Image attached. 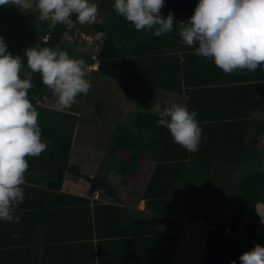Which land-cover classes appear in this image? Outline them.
<instances>
[{"label":"trees","instance_id":"trees-1","mask_svg":"<svg viewBox=\"0 0 264 264\" xmlns=\"http://www.w3.org/2000/svg\"><path fill=\"white\" fill-rule=\"evenodd\" d=\"M167 1L161 9L165 16L173 13L176 4L169 0L171 8H167ZM94 2L101 21L81 25L73 17L81 31L101 35L92 78L127 79L144 90L137 89L139 93L131 99L135 110L132 116L130 110L125 112L127 122L119 124V114L109 115L114 120L108 121L111 142L95 176L81 175V165L95 164V156L75 154L76 140L73 144L85 119L76 110L82 98L69 110L55 111L56 95L43 85L39 73H31L23 56L31 46L58 50L72 29H67L69 24L51 29L48 21L39 20L35 9L27 17L15 7H0V36L8 51L25 61L21 77H32L35 86L28 90L29 97L39 112L41 140L47 144L39 157H27L29 168L22 185L25 199L16 212L20 221L0 222V231L8 232L29 224L27 230L22 229L28 240L16 238L18 242L8 245L0 242V264H43L33 258L37 250L32 237L37 233L44 247L39 249L41 256L78 251L80 264H174L180 250L188 251L193 264H229L233 260L239 264L242 252L255 244L264 246V228L257 234L258 225L251 223L240 230L244 216L255 214L257 206L264 204V148L260 147L264 69L255 75H246V70L226 74L217 66L206 68L208 61L200 57L204 67L193 71L169 53L173 47L164 42L169 36L135 30L114 11V0ZM34 16L38 17L36 23L31 20ZM83 96L93 108L86 118L103 126L109 108L99 96ZM176 96L187 97L189 109L198 113L202 141L195 153L174 143L150 110L153 102L175 100ZM141 156L151 161V168L141 179L129 178L140 169ZM113 172L119 180L117 188L109 179ZM130 185L142 191L144 210L120 202V189ZM95 196L91 202L89 197ZM225 202L235 206L228 219L219 216ZM155 219L161 224L156 225Z\"/></svg>","mask_w":264,"mask_h":264},{"label":"clouds","instance_id":"clouds-1","mask_svg":"<svg viewBox=\"0 0 264 264\" xmlns=\"http://www.w3.org/2000/svg\"><path fill=\"white\" fill-rule=\"evenodd\" d=\"M4 6L15 7L22 13L35 9L39 20L48 21L51 29L73 23V17L81 25H92L98 13L94 0H0V7ZM164 6L165 0H114L112 5L137 31L159 37L176 27L184 44L195 45L198 56L211 60L226 74L264 69V0H196L192 15L180 21L171 11L162 15ZM80 36L84 40L82 33ZM100 37L92 40L90 57L94 62L88 65L83 58L48 46L24 50L31 73H39L43 85L56 95L55 111L69 110L78 96L91 89L85 65L90 70L97 69L95 52L99 50ZM24 63L21 55L8 51L4 37L0 36V222L20 221L16 212L25 199L22 185L29 168L27 157H39L47 147L41 140L39 112L28 92L35 85L31 75L21 77ZM150 110L158 116L157 125L166 127L174 143L189 153L199 150L202 127L195 109H189L180 100L165 99L153 102ZM225 203L234 210V204ZM238 259L239 264H264V246L255 244Z\"/></svg>","mask_w":264,"mask_h":264},{"label":"rangeland","instance_id":"rangeland-1","mask_svg":"<svg viewBox=\"0 0 264 264\" xmlns=\"http://www.w3.org/2000/svg\"><path fill=\"white\" fill-rule=\"evenodd\" d=\"M32 13H27V17H31ZM36 16L32 18V22L36 23L37 22ZM96 21H101V17L97 14V20ZM69 29H72L71 31ZM68 30L70 32H67L61 45L59 46L58 50H63L66 51L70 56L76 57V58H83L86 62V65L93 63L90 57L91 50L90 48L92 47V40H94V37L97 39L101 35L97 34H92V33H86L80 30L79 27H77L74 23L68 25ZM78 31V33H76ZM86 36H90V38L87 41V38L84 40H80L79 37L80 34ZM86 41V42H85ZM33 43H36V40L33 41ZM32 43V44H33ZM93 59V58H92ZM85 65V70L88 74V79L91 82V89L89 90L88 93L92 95L99 96L102 100L103 103L106 107L109 108L110 113L107 115L109 116L112 113L115 116L116 114H119V119L118 122L119 124H122L126 119L125 112L130 110L129 115L132 116V112L135 110V105L134 102H131L133 99H135V95L137 89L143 93V88L140 86H136L134 82L131 80L127 79H119V78H109V77H100V78H92V75L90 74V69H88ZM104 79V80H103ZM51 93L55 96L54 92L50 90ZM157 92V91H156ZM153 91V93L157 94L160 93L158 91L157 93ZM165 95V94H164ZM166 96H171L167 94ZM82 98L81 101L79 102L77 109H80V115L85 116V119L82 121L80 124L79 130H77L75 136H74V142L76 140V152L75 154H78L82 156L86 152L90 153V156L93 157L95 156V164H85L86 166L81 165V167H84L83 170H81V175H91L95 176L97 174L99 162L103 159V155H105V149L106 145L109 146L110 138H111V130H108V123H105L103 126H98L97 121L93 120V118H86V116H89L88 114L93 112V108L91 104L85 103L84 101V96L83 94L78 96L76 98V101H78ZM182 97V96H178ZM177 96L174 97L176 98L175 100H180ZM127 99V101H125ZM132 99V100H131ZM138 99V97L136 98ZM158 100V99H157ZM171 100V99H170ZM131 102V103H129ZM182 102V101H181ZM75 104V103H74ZM73 104V105H74ZM138 107H140L142 104L141 103H135ZM98 119V116L95 117L94 119ZM111 120L113 117H103ZM260 147L264 148V138L260 140ZM74 148V146H73ZM72 160H74V156L71 157ZM77 160V157L73 163H75ZM92 160V159H91ZM89 160V162L91 161ZM77 163V162H76ZM140 164L141 167L138 169L139 171L132 172L134 178L141 179L145 177L144 175L147 174L149 171L148 169L151 168V161H149L145 156H142L140 158ZM80 166V164H79ZM90 170V171H89ZM110 175V174H109ZM112 176L109 177V179L113 182L114 187L117 188L119 186V180L117 179V175L114 173ZM130 175V174H129ZM131 187H134L130 185ZM129 198V194H127ZM233 210V206L230 204H224L220 211H219V216H221L224 219L229 218L231 215V212ZM255 223L258 225L257 229V234H261L262 230L264 228V204H260L257 206V211L253 215L246 214L240 224V230L242 231L245 226L248 224ZM192 258L189 255L187 250H180V252L177 254L175 264H193Z\"/></svg>","mask_w":264,"mask_h":264},{"label":"crops","instance_id":"crops-1","mask_svg":"<svg viewBox=\"0 0 264 264\" xmlns=\"http://www.w3.org/2000/svg\"><path fill=\"white\" fill-rule=\"evenodd\" d=\"M176 4L173 5V14L174 17L177 21L180 20H186L188 17H190L193 13V9L196 5V0H175ZM169 6V0L167 1V8H171L168 7ZM167 37L164 42L165 44L168 45V47H173L172 48V52H169L170 54H175V59L178 60V62L180 63L181 66L186 65L187 68H190L191 70L195 71L197 68L199 67H204V64L201 62L200 56H198L194 49H195V45L194 46H187L186 44H184L181 40V38L179 37L177 28L174 27L173 31L171 33H167L164 35V37ZM165 48V47H164ZM214 63L211 60H208V62H206V68L209 69H213ZM261 68H258L256 71L254 72H249L246 70V75H255V72H260ZM187 97L182 96L181 97V101L182 102H186ZM261 112L258 113V115ZM107 117H112V116H107ZM105 123H108V121H114L113 118H111V120L109 119H105L103 118V120ZM142 157V156H141ZM139 171V170H137ZM113 173H110L109 177L112 176L113 177ZM135 176V175H134ZM133 174L128 175L129 178L134 177ZM138 178V177H137ZM136 179V178H134ZM112 180V179H111ZM113 181V180H112ZM121 190V198H120V202L126 206H128L129 208H133V209H137V210H144V200L141 199V193L142 191L139 188H134L131 186H125L123 188L120 189ZM127 194H129V198L127 196ZM90 201L93 202L91 200V198L89 197ZM179 199H176V201H178ZM145 213H147V211H145ZM176 216L179 215V212L177 211L175 213ZM160 219V218H158ZM155 219L154 223L156 225H160L161 221ZM10 224H6V226L8 227ZM27 225L26 226H22V228H20L21 226H17V228H15L14 231H4L5 229H3V231H0V235H1V240L0 242H4L5 244L8 245V243L10 242H18L15 241L19 240L20 242H24L27 241L26 238V232H23L22 229L25 228L27 230ZM82 227V226H81ZM84 229V228H83ZM39 232V230H38ZM79 232V230H78ZM14 233L18 234V235H13ZM33 234L32 229L30 230V234ZM35 237V238H34ZM39 234L37 233L36 236L32 237V241L35 244L37 253L33 256L34 260H39L40 263L45 264H80L82 259L80 258V256L82 255L81 253L74 252L73 250H70L69 252L66 253H54V252H50L47 253V256H41L42 253H40L39 249L44 248L42 247V245L40 244V240H39ZM93 244H95V240H93ZM40 249V250H41ZM82 247H80L78 250H81ZM83 252V251H82ZM41 255H40V254ZM95 253V250H94ZM88 260L90 262V255L88 254ZM92 257V256H91ZM44 260V261H43ZM83 262V261H82ZM98 263V262H97ZM84 264H90V263H84ZM106 264V262H105ZM110 264H113L112 262ZM175 264V263H174Z\"/></svg>","mask_w":264,"mask_h":264},{"label":"built area","instance_id":"built-area-1","mask_svg":"<svg viewBox=\"0 0 264 264\" xmlns=\"http://www.w3.org/2000/svg\"><path fill=\"white\" fill-rule=\"evenodd\" d=\"M87 39H89V38H87ZM95 198H96V196H95Z\"/></svg>","mask_w":264,"mask_h":264}]
</instances>
